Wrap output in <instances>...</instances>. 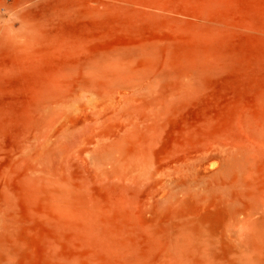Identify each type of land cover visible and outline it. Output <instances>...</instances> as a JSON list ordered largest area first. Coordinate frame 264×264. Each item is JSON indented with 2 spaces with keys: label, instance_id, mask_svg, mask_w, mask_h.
Returning a JSON list of instances; mask_svg holds the SVG:
<instances>
[{
  "label": "rangeland",
  "instance_id": "374dc122",
  "mask_svg": "<svg viewBox=\"0 0 264 264\" xmlns=\"http://www.w3.org/2000/svg\"><path fill=\"white\" fill-rule=\"evenodd\" d=\"M264 264V0H0V264Z\"/></svg>",
  "mask_w": 264,
  "mask_h": 264
},
{
  "label": "bare ground",
  "instance_id": "6f19581e",
  "mask_svg": "<svg viewBox=\"0 0 264 264\" xmlns=\"http://www.w3.org/2000/svg\"><path fill=\"white\" fill-rule=\"evenodd\" d=\"M243 258L242 264H260L259 260L253 254H246L245 252Z\"/></svg>",
  "mask_w": 264,
  "mask_h": 264
}]
</instances>
